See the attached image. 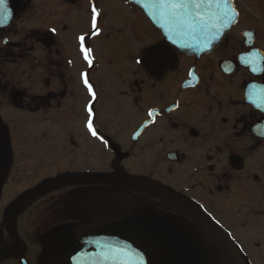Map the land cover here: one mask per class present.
I'll list each match as a JSON object with an SVG mask.
<instances>
[{"label":"flooded vegetation","instance_id":"flooded-vegetation-1","mask_svg":"<svg viewBox=\"0 0 264 264\" xmlns=\"http://www.w3.org/2000/svg\"><path fill=\"white\" fill-rule=\"evenodd\" d=\"M231 1L236 21L222 44L185 55L130 0H56L86 27L74 35L75 50L52 26L15 28L36 6L9 0L10 18L0 15V195L9 184L11 155V170L29 177L0 213V264H69L87 244L118 245L143 264H200L199 252L228 259L221 240L181 202L231 234L221 225L229 213L255 235L254 249L264 250V106L253 103L257 90L250 87L264 85V0ZM46 3L48 13L53 5ZM148 48L163 55L146 66ZM89 108L96 136L86 126ZM26 115L35 116L31 127L43 125L44 145L30 140L25 147L14 136ZM54 142L66 166L43 174ZM62 173L84 176L48 185L8 219L6 205ZM28 245L39 251L32 261Z\"/></svg>","mask_w":264,"mask_h":264},{"label":"rangeland","instance_id":"rangeland-1","mask_svg":"<svg viewBox=\"0 0 264 264\" xmlns=\"http://www.w3.org/2000/svg\"><path fill=\"white\" fill-rule=\"evenodd\" d=\"M52 6L51 11H46L47 9V3L46 0H33V2L35 3L36 6V12L34 14V16L32 15L30 18H26L24 20H22V16L21 19L17 22L15 28L17 29H21L20 26H24L26 31L29 29H36V30H40L42 32H45L46 30V26H52L53 29H55L54 33L57 34V38L62 39L63 42H65L66 46H73V49L75 50V37L74 35L78 32H85L86 31V27H84V25L82 23H79L75 20V16H72V13H67V8H65L63 5L61 4H56V0H47ZM38 4H40V6H38ZM47 6V7H46ZM72 6V4H71ZM113 7H119L116 3L113 4ZM45 8V9H43ZM71 8V7H70ZM27 17L26 15H24V18ZM27 20H32L30 22H28ZM27 23V24H26ZM22 24V25H20ZM66 26L68 28V32L66 33H70L68 34V36H63L64 32L62 27ZM25 31V30H24ZM39 35V33H38ZM18 36H21V34L19 33ZM14 39H17L14 38ZM106 44H110L109 42H107ZM68 52V50H66ZM3 112H5V114H10L13 111L5 109L3 110ZM14 114L18 115L16 112H14ZM31 117H35V116H28L26 115L25 117H23V122L26 123L24 126L20 124L16 125V128L14 127V123L13 121H9L11 127L13 126L14 129V136L16 138H19V141L21 142L22 146L27 147L28 145H30V143L28 141L30 140H38L40 141V143L42 145H44V139L40 137V134L43 133L44 131V127L43 125L41 126L42 128L38 129L39 126L36 125L34 127V125L31 127L29 125V118ZM13 118V117H12ZM26 120V121H25ZM6 131L3 132V134ZM37 136V137H36ZM12 137V143H15V140ZM8 139L11 142V137H8ZM11 146V143H10ZM12 149V148H11ZM41 149L43 151V149H45L44 146H41ZM60 150V145L59 142L56 144V142L53 143V151L54 152L52 154V163L50 164L51 167L50 169L45 168L44 170L48 169L47 171H45L43 174H55L60 172L62 169H64V167L66 166L64 163V161H67V157L65 158L64 156H62L61 158L58 157L57 151ZM12 150H9V154ZM15 151V149H14ZM13 151V152H14ZM15 153V152H14ZM56 154V155H55ZM16 155V154H15ZM14 155V157H15ZM12 157V164H11V168H14V164H13V155H11ZM9 162H11V158L9 159ZM76 167V166H75ZM8 174V185L6 187V190H4L2 192V195H0V213L4 208V203L8 202L10 199H12L14 197L15 194H17L19 191H21L22 189L26 188V185H22V182H27L28 180L26 178H28V175H25L26 178L24 177V175H19L16 171L11 170ZM45 176V175H44ZM6 176L4 175L2 178V181L4 182L6 180ZM17 183H21V184H17ZM227 220L225 221V218L223 219V221L221 222V225L225 226L226 229L231 233V239L233 242H235L236 245H238V247H240V249L242 250V253L245 257V260L247 262V264H264V250L260 253L257 252L254 249V243L256 242V238L254 234H251L248 232L247 229L241 230L239 228V222L231 220L230 215L228 213V215L226 216ZM23 221V220H21ZM48 223H44L43 226L45 227V225ZM18 227L20 232L25 233V229L24 225L25 222H19L18 223ZM53 229H55L57 226L60 225V223H52L51 224ZM0 227H1V223H0ZM2 230V229H0ZM6 232V230H4ZM28 253L30 255V261H32V258L36 257L39 254V251L37 252L36 250H33L31 245H28ZM28 255V254H27ZM28 255V257H29ZM198 256V262L200 264H233L230 260V258L228 257V259H225V257H223V260H220L219 256H223L222 254H218L216 252L207 254V253H202L200 254V252L197 254ZM222 261V262H221ZM17 262V261H16ZM9 264H15L14 261H12Z\"/></svg>","mask_w":264,"mask_h":264},{"label":"water","instance_id":"water-1","mask_svg":"<svg viewBox=\"0 0 264 264\" xmlns=\"http://www.w3.org/2000/svg\"><path fill=\"white\" fill-rule=\"evenodd\" d=\"M135 5L139 8L143 9L147 12L152 23L159 29H161L165 39L174 45L177 49L182 51L186 55H200L202 53H207L208 51H212L220 46L223 39L225 38L228 29L232 23V18L226 27H221L218 32L213 31H204L198 32L194 35L187 34L184 32H180L171 28H168L163 25V22L160 21V14L151 7L150 0H131ZM147 1V2H146ZM228 5L230 8H233V4L231 0H228ZM6 22L3 25H7ZM82 177L80 175H67L64 174L60 176L57 180H45L41 185L36 187L34 190L25 192L22 194L16 203L10 204L6 208V215L9 218H12V215L18 210L22 202L33 196L37 193L42 192L46 186L50 183H58L64 181L66 179H73ZM183 207L197 220L203 222L208 231L216 238L222 241L224 244L227 253L229 254L231 260L234 264H246L241 253L237 249V247L228 239V234L210 221V218L202 213L199 209L193 207V205L181 202ZM15 236V235H14ZM18 251L22 252L21 247L22 244L15 237ZM81 256L71 262L70 264H142L138 259H136L132 254L127 253L119 247L115 246H106V245H86L80 249Z\"/></svg>","mask_w":264,"mask_h":264},{"label":"snow or ice","instance_id":"snow-or-ice-1","mask_svg":"<svg viewBox=\"0 0 264 264\" xmlns=\"http://www.w3.org/2000/svg\"><path fill=\"white\" fill-rule=\"evenodd\" d=\"M8 2L9 0H0V15L4 19H8L11 16ZM150 5L161 16L171 22L174 30L191 35L209 30L218 32L221 27L228 25L231 17L237 15L235 9L229 7L228 0H150ZM92 27L96 29L95 9H93ZM51 31L54 32L55 29ZM78 39L81 42L80 50L84 53V59L91 65L92 61L89 59L91 49H85L84 36H80ZM162 55V52L148 48L145 49L142 60L147 66L154 58ZM253 70L256 71V69ZM81 75L83 77L84 74ZM84 84L88 88V92L94 96L92 87L87 79H84ZM250 87L257 90L253 103L257 106H264V85H251ZM86 126L93 136L97 135L93 129L91 108L88 109V123Z\"/></svg>","mask_w":264,"mask_h":264}]
</instances>
